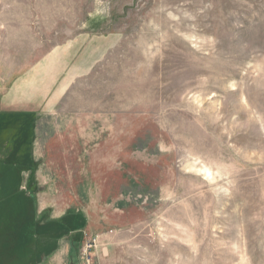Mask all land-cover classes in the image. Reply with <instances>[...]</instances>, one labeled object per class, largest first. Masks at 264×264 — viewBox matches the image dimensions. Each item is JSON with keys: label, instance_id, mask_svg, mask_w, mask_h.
<instances>
[{"label": "rangeland", "instance_id": "374dc122", "mask_svg": "<svg viewBox=\"0 0 264 264\" xmlns=\"http://www.w3.org/2000/svg\"><path fill=\"white\" fill-rule=\"evenodd\" d=\"M0 264H264V0H0Z\"/></svg>", "mask_w": 264, "mask_h": 264}, {"label": "built area", "instance_id": "2783aa9c", "mask_svg": "<svg viewBox=\"0 0 264 264\" xmlns=\"http://www.w3.org/2000/svg\"><path fill=\"white\" fill-rule=\"evenodd\" d=\"M94 244L92 243H86L85 244V250H91V248L93 247Z\"/></svg>", "mask_w": 264, "mask_h": 264}]
</instances>
